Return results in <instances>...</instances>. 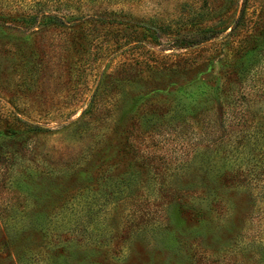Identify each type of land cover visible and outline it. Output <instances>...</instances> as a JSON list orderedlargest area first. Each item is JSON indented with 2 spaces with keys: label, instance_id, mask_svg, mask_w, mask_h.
<instances>
[{
  "label": "rangeland",
  "instance_id": "obj_1",
  "mask_svg": "<svg viewBox=\"0 0 264 264\" xmlns=\"http://www.w3.org/2000/svg\"><path fill=\"white\" fill-rule=\"evenodd\" d=\"M240 2L142 0L126 6L121 11L142 27L105 25L89 35L96 37L86 43L89 52L78 57L73 50L79 60L67 64L75 66L69 73L47 63L37 77L23 78L19 91L12 86L17 81L11 72L15 56L0 54V114L8 115L4 101L12 99L31 120L55 129L33 137L34 152L20 151L22 158L6 175L8 184H0V203L16 202L14 218L0 224V264H59L61 251L68 256L75 252L67 264H264V95L248 94L241 106L232 90L241 79L235 81L233 65L240 56L237 40L252 35L254 25L264 27V0H246L242 25L226 37ZM207 26L227 28L197 44L203 47L197 54L170 48L175 38ZM1 31L8 36L2 42L8 43L23 34L12 28ZM29 37L22 44L25 53L40 60L41 52L34 48L39 39ZM125 39L139 41L116 49ZM252 55L244 56L242 66L252 70V77L262 74L259 83H264V49L261 71L253 72L257 57ZM107 72L110 78L104 76ZM246 76L236 85L242 92ZM99 80L93 111L99 117L92 129L81 138L60 129L80 114ZM195 83L193 95L185 99L182 84ZM180 104L194 110L185 111ZM195 111L204 114L198 122ZM115 116L116 124L123 119L115 130L120 132L113 133ZM140 135L147 138L141 148L159 157L154 167L134 164L124 189L130 195L124 199L116 180L120 168L129 170L121 165L131 158L127 142L137 145ZM44 159L56 163L53 180L45 177ZM19 171L29 181L27 192L16 182ZM167 180L164 193L159 183ZM102 192L112 199H100ZM152 196L158 200L145 205ZM35 198L40 206L32 215L39 227H26L19 241L10 233L24 228ZM143 210L149 212L143 222L132 218ZM71 227L70 242L59 234ZM58 242H65L60 251ZM67 243L92 249L74 251ZM15 253H21L18 260Z\"/></svg>",
  "mask_w": 264,
  "mask_h": 264
},
{
  "label": "trees",
  "instance_id": "obj_2",
  "mask_svg": "<svg viewBox=\"0 0 264 264\" xmlns=\"http://www.w3.org/2000/svg\"><path fill=\"white\" fill-rule=\"evenodd\" d=\"M142 2V0H0V54H11L15 56L16 62L12 63L13 69L11 70L12 73L16 74L14 76L17 81L15 83H12V86L14 87L15 91H19V86L21 82L23 83V78L25 77H32L35 78L40 72V69L44 67V65H47V63H53L56 65V67H59L60 71H63L62 73L70 72L73 66H69L67 64L78 63L77 60H79V56L83 55V52H89L90 48H87L86 43L91 42L92 39L89 38V35L95 34L102 29L105 28V25H111L113 23H120L122 25L126 24L128 26H141V23L139 24V21L133 20L130 17H126L125 12H122L121 9L124 7H131L134 4H139ZM205 3H210V0H204ZM246 10V0H241L240 5L237 9V14L232 19V24L229 25V30L224 34L226 37H230L235 34L236 29L242 25L244 15ZM116 15L120 16L117 17ZM119 19V20H116ZM259 25V24H258ZM228 26V27H229ZM254 32H251L252 35H248L245 38L237 40L236 46L238 51H240L239 60L233 65H235V81H238L240 78L242 79L243 76L246 74L247 76L244 79V82L246 81V88L242 92L239 86L236 87L241 81L239 80L238 84H235L232 88L233 92L237 96V99L239 98L240 102H238L241 106V102L246 101L245 97L248 94H254L256 96L264 95L262 91H264V83H259L262 74L260 75L257 71H261L258 67L261 65L262 60V51L264 49V27L260 28L259 26L254 25ZM2 28H12L16 29L19 32H23L22 35L18 36V38H15V41L13 42H2L3 37H8L7 35L3 36ZM227 26L222 27L221 29H215L214 26H207L204 28H195L192 33L185 34L181 37L175 38L172 40L170 48H189L191 49L189 53L195 52L197 54L200 49L203 47H199L197 44L206 42L214 37H216L219 33H222ZM250 33V32H249ZM29 36H32L33 38L39 39L36 43L37 45H34V48H37L36 50H39L41 52V55L38 56L40 60H44V63L42 65L40 60H36V58H32V55H27L25 53V48L22 45L23 43L27 42V40L30 38ZM39 36V37H37ZM47 38V39H44ZM129 38V36L127 37ZM32 40V38H31ZM31 40L29 44L31 43ZM139 41L138 39L129 40L125 39L124 43L118 45L116 49H122L123 46H126L130 42ZM244 42V43H243ZM243 43V44H242ZM28 44V50H31V46ZM196 45V47H194ZM68 49L71 52V56L74 55V57H70V53L68 51H64ZM115 49V48H114ZM78 54V57L74 54V51ZM67 53L66 55H61V53ZM114 51H111L112 53ZM253 54V55H252ZM255 56L257 61V68L253 72L255 73V77H252L251 71L248 70L247 66L243 64V58L244 56ZM234 58V57H233ZM193 60L190 62H186L187 64L192 63ZM27 65V66H26ZM42 65V66H41ZM25 66V68H23ZM161 68H166L165 66L160 67L157 71L160 74L162 72ZM191 68V67H190ZM79 69V68H77ZM188 69V68H186ZM168 71L172 70L175 72L172 67H168ZM182 71V70H181ZM2 72V68L0 67V73ZM110 73H105V77L110 78ZM21 81V82H20ZM20 83V84H19ZM22 85V84H21ZM100 85H102L101 81H97V84L93 90V93L91 94L88 102L86 103V106L81 110L80 114L74 119L68 122L65 125H62L60 129L71 131L74 134L81 138L83 133L89 132L92 128L90 127L95 120H98L97 115H93V111H95V108L97 106L96 102V91L99 89ZM190 86V87H189ZM188 87L185 84H182L181 93H185V99L191 98V96L194 93L195 87H197L196 83L189 85ZM143 84L139 86L143 90L144 88ZM13 90V89H12ZM98 92V91H97ZM261 93V94H259ZM259 94V95H257ZM13 95V94H12ZM188 96V98L186 97ZM9 106V113L6 114H0V157L2 159L0 160V184L1 186H4V184H8L9 181L6 177V175L9 173V170L16 168V161L18 160V156L20 157L21 153L20 151L27 150L28 152H34V146L30 145L34 141L32 140L33 137L38 136H48V134L54 132V128L48 126V124L40 123L37 121L31 120L26 112L16 105L15 100H5L4 105ZM182 109H185V111L188 110H194L192 106H188V104H180ZM245 107V104H243ZM119 114V113H118ZM117 114V115H118ZM42 115H48V111H44ZM116 115V116H117ZM204 114H197L196 111L193 114V119L198 122L199 119ZM97 116V117H95ZM115 116V122L113 126V133L116 129H118V125L122 124V117L119 122H117V117ZM120 116V115H119ZM194 121V122H195ZM195 122V124H197ZM239 120H236L235 123L237 124ZM116 124V125H115ZM243 124V123H242ZM185 125V124H184ZM183 125V126H184ZM112 130V128H111ZM120 132V131H115ZM164 136L158 137L157 141L162 142ZM99 138V137H97ZM166 139H169L172 141V138L167 137ZM98 139L95 140L97 142ZM146 136L143 137L142 135L139 136L137 145L133 146L130 141L127 142L128 144V150L130 161L125 162V165L121 163L122 166H126L129 168H120V176L117 178L116 181L122 183L123 188L119 189L117 192H122L124 199L128 195V190H124L128 188V179L132 175V167L134 164L136 165L137 162H141L142 164L147 163L150 164L152 167H154L155 161L159 157L157 154H153L152 152H145L144 148H141L140 144H142L144 141H146ZM164 140V139H163ZM7 144H19L16 146L13 145H7ZM135 144V143H133ZM93 148V147H92ZM23 153V152H22ZM3 161L5 162L4 164ZM46 166V171L49 173L48 175H45V177L49 180L52 178L54 173V167L56 166V163L44 159L43 161ZM136 162V163H135ZM3 167H2V166ZM25 170V168H21L20 171ZM19 171V174L17 175L16 182L20 183V185H24V190L30 189L28 186L29 181L22 178L23 175H20L21 172ZM12 174V173H11ZM19 175L21 177H19ZM156 176V175H155ZM22 178V179H21ZM116 179V178H114ZM113 179V182L116 183V181ZM168 180L163 184L159 183V189L161 191L164 190V186H168ZM164 192V191H163ZM166 193V192H164ZM111 194L109 192H102L100 199L104 200L106 199L109 201L111 198ZM121 198V197H120ZM122 199V198H121ZM16 200V199H15ZM158 197L152 196L151 200L145 199L144 204H154L153 201H157ZM112 203V202H111ZM143 203V202H142ZM0 224L6 225L7 222L5 220H8V217L13 215L15 213V205L16 202L13 203V205H10L7 203H0ZM23 206V204L21 205ZM38 206H40L39 200L35 198L34 203L30 201V206L27 207L28 210L31 211V215H28L30 218H28L25 222L24 228H21V224L18 228H21L20 231H13L10 233V236H18L19 241L24 239L26 234L24 233V229L26 227L29 228H38L39 223L36 222V216L32 212H36L38 210ZM25 209V208H24ZM149 212H143L138 214H131L132 218H140L141 222H143V219H146ZM74 235L72 232V227L68 229L65 232H62L59 234V236H64V238H67L68 240H71V237ZM9 236V237H10ZM60 245L59 251L61 250L62 244L65 242H58ZM55 244V243H54ZM68 244V243H67ZM23 247H27L25 244H18ZM85 245V244H83ZM91 245V244H89ZM69 247H72L75 249L74 251H77L79 248L80 250H85L84 252H90L88 249H92L90 247H79V246H72L68 244ZM22 247V248H23ZM87 249V250H86ZM93 250H97L96 248H93ZM25 251V250H24ZM22 251L21 253H23ZM16 254V259L18 260L20 257V254ZM75 253V252H72ZM68 256L65 252L61 251L60 254L57 255V263L61 264L69 261V258H72L71 256H75L72 254ZM28 258V256H27ZM12 263V262H11Z\"/></svg>",
  "mask_w": 264,
  "mask_h": 264
}]
</instances>
